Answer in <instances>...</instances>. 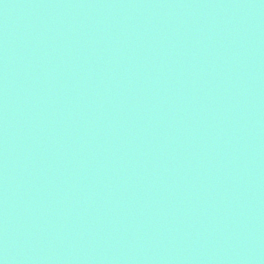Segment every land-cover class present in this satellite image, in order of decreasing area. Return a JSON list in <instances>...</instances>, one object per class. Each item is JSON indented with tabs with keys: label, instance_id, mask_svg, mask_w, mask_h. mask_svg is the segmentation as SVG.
I'll return each mask as SVG.
<instances>
[{
	"label": "water",
	"instance_id": "95a60500",
	"mask_svg": "<svg viewBox=\"0 0 264 264\" xmlns=\"http://www.w3.org/2000/svg\"><path fill=\"white\" fill-rule=\"evenodd\" d=\"M3 264H264V0H0Z\"/></svg>",
	"mask_w": 264,
	"mask_h": 264
},
{
	"label": "snow or ice",
	"instance_id": "6c2138e0",
	"mask_svg": "<svg viewBox=\"0 0 264 264\" xmlns=\"http://www.w3.org/2000/svg\"><path fill=\"white\" fill-rule=\"evenodd\" d=\"M0 264H3V261H0Z\"/></svg>",
	"mask_w": 264,
	"mask_h": 264
}]
</instances>
